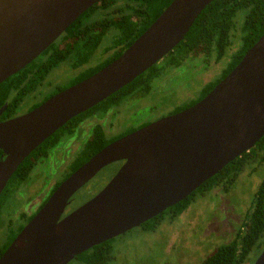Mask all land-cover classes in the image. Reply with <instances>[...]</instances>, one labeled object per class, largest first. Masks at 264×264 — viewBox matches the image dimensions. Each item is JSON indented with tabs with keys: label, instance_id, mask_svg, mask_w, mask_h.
<instances>
[{
	"label": "water",
	"instance_id": "water-1",
	"mask_svg": "<svg viewBox=\"0 0 264 264\" xmlns=\"http://www.w3.org/2000/svg\"><path fill=\"white\" fill-rule=\"evenodd\" d=\"M99 1L0 0V83ZM212 1L172 0L109 64L1 121L0 194L41 142L160 61ZM263 135L264 32L198 102L110 142L63 179L4 250L0 264H68L181 201ZM115 163L104 187L65 213L73 195ZM252 264H264V248Z\"/></svg>",
	"mask_w": 264,
	"mask_h": 264
},
{
	"label": "trees",
	"instance_id": "trees-1",
	"mask_svg": "<svg viewBox=\"0 0 264 264\" xmlns=\"http://www.w3.org/2000/svg\"><path fill=\"white\" fill-rule=\"evenodd\" d=\"M171 1L100 0L89 7L64 30L63 38L69 39L64 48L60 49L57 45L51 44L45 50L44 54L48 56H43V66L40 65L38 70H34L37 63L32 61L0 83V105L6 100L11 101L5 113L14 112L15 103L19 98L31 91L43 79L47 71L62 60L71 59L74 66L90 63L92 56L100 48L108 33H110V38L107 36L108 41L104 43L102 52H110V55L95 66L82 70L69 82L70 86L109 64L144 32ZM263 32L264 0H213L210 2L198 14L184 38L166 56L98 104L68 120L21 162L0 194V228L3 225L2 215L6 209L5 204L11 195L28 180L37 162L46 158L50 149L59 140L72 136L84 121L96 115H104L109 109L122 108V104L130 97L149 94L156 80L165 75L167 71L180 68L188 60L196 57L210 58L216 63H221V59L224 60L219 74L202 87L197 99L176 106L173 111L192 105L203 98L234 68ZM65 86L54 89L51 94L66 88ZM146 122L140 127L148 124ZM134 130L136 128L130 126L123 132L106 135L101 125H94L90 137L83 143L77 156L69 163L68 172L60 181L52 185L49 195L63 179L91 156L110 142ZM1 154L0 150V157ZM262 165H264V135L249 150L227 163L187 197L154 217L162 219L167 214L174 218L186 209L193 196L216 187L221 188L222 191H228L245 168L255 169ZM33 215L34 213L26 216L24 222H27ZM246 217L247 219L242 224L243 229L239 230L232 240L217 246L202 260L201 264H246L247 261L252 264L264 248V175L259 181L254 193L252 208ZM23 223L16 227L8 226L5 231H0V256L21 230ZM155 224L153 219L144 223L148 229L154 228ZM112 250V242L108 240L83 251L75 259L83 264H107Z\"/></svg>",
	"mask_w": 264,
	"mask_h": 264
},
{
	"label": "rangeland",
	"instance_id": "rangeland-1",
	"mask_svg": "<svg viewBox=\"0 0 264 264\" xmlns=\"http://www.w3.org/2000/svg\"><path fill=\"white\" fill-rule=\"evenodd\" d=\"M109 31L111 32V30ZM109 34L110 33L104 37L101 46L108 41L107 36L110 38ZM223 61L224 60L221 59V63H216L210 58L204 59V57H196L186 61L185 66H181L180 68L172 71H167L165 75L158 79L161 81L156 88L155 97L149 102V106H151V104L156 105L157 112H149L150 110H148L146 100L143 99L136 101L133 110L123 114L120 113L117 123L116 119L112 117L110 119L107 118L108 120L106 123L108 125L110 124V126L105 134L114 135L116 133L123 132L129 126L137 125L138 122L143 119L151 121L160 115L162 111L165 112L166 109L169 108V105H174L176 104V101H185L186 98L194 96L195 92L198 91L202 84L214 79V77L219 74ZM73 75L74 73L67 72L64 76L57 80L60 85H66L69 83V78ZM50 76H55V70L50 73L49 77ZM146 98L149 99V95ZM157 105H159V107H157ZM120 109H123V107ZM82 125L86 127L89 126L88 120L84 121ZM85 137L87 136L83 137L80 145L75 150L74 155L83 145L86 139ZM64 138L53 147L52 151H55L56 149H74L73 147L75 145H72V143L77 142L79 139L76 137L70 141L68 138ZM62 158V154L58 152L56 159L59 162L55 164H60V167L65 169V167L69 166L71 161H63L61 160ZM47 163V159H44L39 163V165L42 164L41 169H44L43 172L51 166V162ZM117 168L118 167H116L115 164H110L93 176V178H91L73 195L72 201L65 209V213L70 212L95 196L110 180V178H112ZM41 169L39 171L37 169L34 173L36 178L34 179L35 182L33 185L31 184L30 187L28 186L27 190H22L25 187L20 186L22 189L19 188L16 190L7 201V208L4 210L2 215L3 225L0 228L1 232L5 231L8 226L13 225V227H16L23 223L25 219H20V213L23 212L24 216H30L36 212V210L42 205V202L49 197L48 195L50 193V189L42 190V192L37 194L38 196H33V194L38 191V188L42 187V185H40L43 175ZM51 169L52 168L50 167V180L48 183L50 188L52 187L51 185H54L55 182L60 181L65 176L64 174L57 172L56 169L53 171ZM263 175L264 165L261 167L258 166L255 169L247 167L238 177V181L236 180V188L238 191H232L226 199L228 206L237 210V216H229L228 220L221 215V222L220 220L215 221L217 224L221 223V228L224 226L227 228L225 233L221 231V238L218 236L217 232H215L216 234L212 236L211 233L209 234L213 225L209 224L210 222H207L206 219L201 223L199 222L200 227L196 230V234H192L193 236H185V234L181 233V236L174 235L171 237L170 234L174 228L177 231L181 230L182 221L186 224L191 222L193 216L191 214H186L181 222H177L176 225L174 224L173 227L170 228L168 233L166 232V229L164 230L160 228V230L155 233L134 230L132 232L121 234L113 242V248L123 249L124 252H118L117 256H115V260H111L109 264H201L204 257L210 253L214 247L232 239L233 233L237 229V221L245 211L252 208L254 193ZM226 202L223 204H226ZM205 203L206 199L197 200V203L194 205L196 208L192 212L198 214L205 213V216L208 218L209 211L206 210L204 206ZM234 219H237L235 224L233 222L231 223V220L235 221ZM229 224H231V228L228 229L227 225ZM172 244L173 246H171ZM118 254L121 255L118 256ZM68 264L83 263L74 258ZM246 264H249V262L247 261Z\"/></svg>",
	"mask_w": 264,
	"mask_h": 264
},
{
	"label": "flooded vegetation",
	"instance_id": "flooded-vegetation-1",
	"mask_svg": "<svg viewBox=\"0 0 264 264\" xmlns=\"http://www.w3.org/2000/svg\"><path fill=\"white\" fill-rule=\"evenodd\" d=\"M64 31L53 41L51 42L40 54H38L32 61L33 62H36L37 64L35 65V69L34 70H38L39 69V66H43L44 65V57L43 56H48V54H44L45 50L51 45V44H55L57 45L60 49L61 48H64V45L66 42L69 41V39H64ZM104 44L102 46H100V48L96 51V53L94 54V56H92L91 60H90V63H86L84 65H77V66H74L73 65V62L71 61V59H64L62 60L61 62L57 63L56 66L54 67H51L49 69V71H47L46 75L43 77V79L41 81L38 82L37 85H35V87L25 93L21 98H19V100L15 103V111L14 112H7V114L5 113L7 110H8V107L10 105V102L11 101H4L1 105H0V109L2 108V111L0 113V122L1 121H4V120H7V119H10V118H13V117H16V116H19V115H22L24 113H27L28 111L32 110L33 108L37 107L38 105H40L41 103H43L46 99H48L49 97H51L52 95L56 94L57 92L61 91V90H58L57 92L52 93V91L54 89H59L61 86H64V85H60L58 80L57 79H60L62 76H64L67 72H72L74 73L73 76H71L68 80V82H70L72 79H74L75 77H77L81 72L82 70L88 68L89 66H95L99 61L103 60L104 58L108 57L110 55V52H107V53H103L102 52V48H103ZM205 59V58H204ZM32 61H30L29 63H31ZM28 63V64H29ZM27 64V65H28ZM25 65V66H27ZM186 63L183 65L185 66ZM24 66V67H25ZM23 67V68H24ZM22 70V69H20ZM19 70V71H20ZM55 70V76H50V73L52 71ZM18 71V72H19ZM17 73V72H16ZM14 73V74H16ZM13 74V75H14ZM12 76V75H11ZM10 77V76H9ZM8 77V78H9ZM7 79V78H6ZM5 79V80H6ZM161 80H156L155 83L153 84V88L152 90L150 91L149 94L145 95V96H139V97H130L129 99H127L126 102H124L122 104V107L123 109H109L107 110L104 115H96V116H93L91 117L88 122H89V126H84L82 125L78 130H76L72 136L70 137H65L64 139L68 138L70 141L76 137H78L79 139L77 140V142L75 143H72V145H75L73 148L74 149H67V150H60V149H56L55 151H52L53 150V147L55 145H57L61 140H59L58 143H56L52 149H50L49 153H48V156L46 158H42L41 160H39L34 168V170L30 173L29 175V178L28 180L23 183L21 186L22 187H25L24 189L22 190H27L28 189V186L30 187L31 184L33 185L34 182H35V176H34V173L36 172V170L38 169V171L42 168V164L39 165V163L44 160V159H47L48 163L51 162V166L48 167V169H46L45 172H43L44 169H41L42 170V182L40 185H42V187L38 188V191H36L33 196H38L37 194L42 192V190H45V189H50V186H48V183H49V172H50V167L52 168L51 170H55L59 173H62V174H66L68 172V169L69 167H65V169L61 168L60 167V164L56 165L55 163L59 162L57 159H56V155L58 152H60L63 156V158L61 160L63 161H72L78 154V152L74 155V152L75 150L77 149V147L80 145V142L82 141L83 137L84 136H87L85 137V141L90 137V133H91V130L93 129L94 125L96 124H99L102 126L104 132L106 133L108 131V128L110 126V124L108 125L106 122L108 119H110L111 117L116 119V123L118 122V118L120 116V113H125V112H130L131 110H133V108L135 107V102L136 101H139V100H146L147 104H148V110H150L149 112H157L156 110V105L155 104H151V106H149V102L153 100V98L155 97V93H156V88L159 84ZM209 81L205 82L204 84H202L200 86V88L198 89L197 92H195L194 96H191L189 98H186L185 101H176V104L174 105H169L166 109V111H162V113L160 115H158L157 117H155L154 119H152L151 121L149 120H141L138 122L137 125H134L133 127H135L136 129L140 128L141 125H143L146 121V123H150L152 121H155L161 117H164V116H168V115H171V114H174V113H177L185 108H182L181 110H178V111H173V109L176 107V106H180V105H183L184 103H188L190 102L191 100L193 99H197L202 87L208 83ZM70 84L67 83L66 84V88L69 87ZM65 89V88H64ZM63 90V89H62ZM149 95V99L146 98L147 96ZM48 97V98H45V97ZM45 98V99H44ZM202 99V98H201ZM199 100H197L196 102H198ZM195 102V103H196ZM193 103V104H195ZM192 104V105H193ZM157 107H159V105H157ZM22 111V112H21ZM108 118V119H107ZM130 127V126H129ZM83 131H82V130ZM81 135V136H80ZM126 135V134H125ZM124 136V135H123ZM84 141V142H85ZM74 155V157L72 158V156ZM72 158V159H71ZM62 161V162H63ZM47 163V164H48ZM61 163V162H60ZM46 164V163H45ZM116 164V163H115ZM119 165L116 164V167H118ZM246 169V168H245ZM46 173V175H45ZM242 173V172H241ZM240 173V174H241ZM240 176V175H239ZM238 176V177H239ZM237 181H238V178H237ZM39 185V186H40ZM52 186V185H51ZM237 186V182L235 181V183L233 184V186L228 190V191H222L221 188H214V189H211L210 191H206L205 193L203 194H198L197 196H193L192 198V201L191 203L186 207V209H184L179 215H177L176 217L174 218H171L169 217V215H164L162 217V219H155L156 217H153L151 219H153L156 224L154 226V228L152 229H148L144 223L146 222H143L142 224H140L139 226H135L129 230H127L126 232L122 233V234H125V233H128V232H132L134 230H141V231H144V232H149V233H155V232H158L161 229H166V232L168 233V231L170 230L171 227H173V225L177 222H181V220L183 219V217L186 215V214H191L193 216L191 222L189 224H186L184 223L183 221L181 222V230L177 231L175 228L173 229L172 233L170 234L171 237L174 236V235H179L181 236V233L185 234V236L189 235V236H193L192 234L195 233L196 234V230L199 229L200 227V223L203 222L205 219L207 222H210L209 224L213 225V228L210 229L211 232H209V234L211 233V236L216 234L215 232H217L218 236L221 238V231L223 233H225V231L227 230V228L222 227L221 228V223H218L215 222L216 220H220V217L221 215H223V217H225V219H228V217L230 216H237V210L233 209L232 207L228 206L227 202H226V199H227V196L231 194L232 191H238V189L236 188ZM10 199V198H9ZM199 199H206V203L204 204L206 210L209 211V217L207 218L205 216V213H202V214H198V213H193L192 211L196 208L194 205L197 203V200ZM224 202H226V204H223ZM43 205V204H42ZM41 205V206H42ZM40 206V207H41ZM5 207L7 208V205L5 204ZM39 207V208H40ZM38 208V209H39ZM38 209L36 210V212L38 211ZM166 210H164L162 213H164ZM249 211V210H248ZM248 211H245L241 217L239 218V220L237 221V219H234L235 221L231 220V223L233 222L235 224V222L237 221V224H236V231L233 233V236H232V239L236 236V234L239 232V230L241 231L243 228H242V224L243 222L247 219V213ZM34 212V214L36 213ZM171 213V212H170ZM232 214V215H231ZM217 215V216H216ZM26 216H24V213L21 212L20 213V219H25ZM150 220V219H149ZM229 220V219H228ZM200 222V223H199ZM221 222V220H220ZM26 222H24L23 224H25ZM162 226V227H161ZM228 226V229L231 228V224L227 225ZM121 235V234H120ZM120 235H117L111 239H108L112 242V245H113V242L115 241V239H117L118 236ZM173 239V238H172ZM230 239V240H232ZM106 240V241H108ZM229 240V241H230ZM104 241V242H106ZM102 242V243H104ZM221 242V241H220ZM221 245V244H220ZM173 246V244L171 245ZM219 246V245H218ZM217 247V246H216ZM214 247L213 250L216 248ZM89 250V249H87ZM212 250V251H213ZM211 251V252H212ZM123 253L124 250L123 249H115L113 248V250L110 252V260L108 261L107 264H109V262H111V260H115V256H117V253ZM210 252V253H211ZM208 253V254H210ZM207 254V255H208ZM121 255V254H118V256ZM207 255L204 257L206 258ZM202 263V262H201Z\"/></svg>",
	"mask_w": 264,
	"mask_h": 264
}]
</instances>
